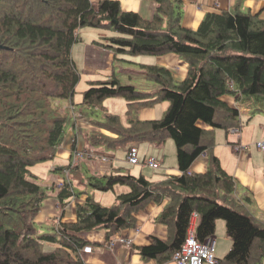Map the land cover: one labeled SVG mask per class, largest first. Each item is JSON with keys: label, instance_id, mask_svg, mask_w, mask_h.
Instances as JSON below:
<instances>
[{"label": "trees", "instance_id": "1", "mask_svg": "<svg viewBox=\"0 0 264 264\" xmlns=\"http://www.w3.org/2000/svg\"><path fill=\"white\" fill-rule=\"evenodd\" d=\"M156 3L153 17L146 19L138 11L122 9L119 0H0V264H86L81 252L88 242L79 233L104 229L106 241L112 235L127 236L125 232L137 225L135 213L150 201L165 199L168 203L157 222L167 226L168 237H153L151 244L137 247L144 259L171 261L196 213L200 241L215 235L218 219L226 223L232 247L219 264L261 262L264 223L232 198L236 179L215 153L214 133L216 128L227 132L241 127L239 110L223 101V95L255 97L264 106V19L236 6L206 13L193 30L181 24L182 0ZM87 28L105 30L104 46L114 53H176L188 64L187 77L177 81L166 66L142 64L147 79L161 85L146 92L121 83L113 73L90 82L81 103L90 112L76 114L73 104L81 72L72 54ZM118 96L128 102V115L142 105L168 101L169 106L159 119L130 117L128 127L118 115L90 118L86 122L97 129L85 134V140L118 146L135 141L160 145L171 138L180 173L162 181L143 174L103 176L92 183L94 187L110 190L124 184L130 191L118 195L111 207L88 196L77 202L76 222L60 220L53 231L39 233L34 219L47 194L29 168L56 158L69 128L75 158L80 118L92 117L96 109L104 108L106 98ZM64 101L70 105L64 106ZM102 129H114L118 140L108 142ZM91 153L84 149L79 157ZM202 154L207 156V170L195 172L192 165ZM73 164L55 169L69 171L57 195L60 203L76 196ZM43 244L53 247L45 250Z\"/></svg>", "mask_w": 264, "mask_h": 264}, {"label": "crops", "instance_id": "2", "mask_svg": "<svg viewBox=\"0 0 264 264\" xmlns=\"http://www.w3.org/2000/svg\"><path fill=\"white\" fill-rule=\"evenodd\" d=\"M95 3L100 0H93ZM121 3V7L127 11H138L144 18L151 19L155 12L157 3L156 0H119ZM241 1V2H240ZM182 5L180 6L181 10V24L183 27L188 29H197L208 12H222L226 10L233 9L236 6L240 7V10L244 12H250L252 14L258 15L261 19H264V0H182ZM96 34L95 36H93ZM107 34L105 30L102 29H84L82 30V41L86 44V58L85 63H94L96 66L94 67L93 72H97V69L102 64L105 68H109L113 65L112 58L115 56V53L111 51L108 47H105L106 43L103 39V36ZM99 43V44H98ZM101 44V45H100ZM103 44V45H102ZM73 55V54H72ZM100 56L104 57V60H100ZM133 61L138 64L140 67L142 64L144 65H160L166 66L173 71L175 79L177 81H181L187 77L188 74V64L184 59H182L179 55L175 53H168L165 55H149V54H141V55H133ZM145 76V71L141 68ZM115 73L112 70L111 73L106 74V76L99 78V76H88L87 83L89 86L85 89H82L84 92L86 89L90 87V82L95 80H105ZM116 74V73H115ZM105 75V74H104ZM117 75V74H116ZM118 76V75H117ZM82 77V76H81ZM119 78V77H118ZM148 80V79H147ZM122 83V82H121ZM156 83V82H155ZM135 86V85H134ZM149 90H141V91H154L161 88V85H151L149 84ZM140 90V89H139ZM82 93L77 95L76 101L74 103L81 104L83 101ZM222 100L228 103L230 106L236 108L240 112V121L241 127L239 129L234 128L229 131H225L221 128L215 129V140L216 147L215 153L218 156L223 169L230 175H232L236 179V190L233 194H231L232 198H234L235 202H238L240 207L245 208V210L252 215L257 221L264 223V155L260 152H263L260 148H258L255 144L259 140H264V106L260 104L258 98H243L241 96H233V95H223ZM123 101V100H122ZM126 101V99H125ZM119 105L115 99H108L105 101V106L109 111H104V113L118 115L115 112L114 107ZM68 107V105H64ZM169 106L168 103L157 102L152 105H142L139 106L135 112H132L129 116L133 118H139L142 121H150L153 119H159V115H164L167 108ZM104 107V105H103ZM85 108V107H84ZM105 108V107H104ZM126 112L128 114V102L126 101ZM103 113V118H104ZM134 114L135 117H134ZM93 118L87 117L82 118V128L79 142V148H84L85 150H89L93 152L92 158H85L87 161H91L93 163V169L97 170L103 176L109 175H132L134 177H139L141 174L145 175L146 178L152 181H162L168 176L178 175L180 172L176 163V145L174 140L171 138H167L163 144L158 145L154 143L159 149L157 155L159 156L160 161L162 162V167L165 169L164 173H160L157 177L151 179V177L147 176V168L148 166L141 163L136 169L135 166H131V164H127L130 168L125 167L121 164H111L110 158H115V154L113 152L104 151L105 147H118L108 145L107 143L102 145H91L89 141L85 140V134H89L92 130H95V126L93 124H89L86 120ZM120 118V116H119ZM94 119V118H93ZM96 120V119H95ZM102 120V119H97ZM121 120V118H120ZM130 121V120H129ZM122 122V121H121ZM124 127L130 126V122L128 125H124ZM207 129H212L209 126H204ZM102 132L105 133L110 139L118 140V134H113L107 129H102ZM110 133V134H109ZM72 132L71 128L68 129L66 140L64 144L61 146L60 154L56 157H60L63 159H69V162H74L73 155L70 152V138ZM146 142V141H143ZM140 142V143H143ZM140 143L136 144L140 148ZM117 144V143H114ZM130 143L129 145H132ZM152 146V145H151ZM257 148H256V147ZM129 147V146H128ZM155 147V146H152ZM163 147V148H161ZM161 148V149H160ZM140 152V151H139ZM264 153V152H263ZM148 152H145L143 155V159L148 157ZM108 156H111L110 158ZM97 158H101L97 159ZM104 158H107L106 160ZM142 159V160H143ZM106 161L108 164L103 165L102 162ZM69 162L63 163L59 166H55V169L61 166H66ZM207 156L202 154L200 155L193 163L192 170L195 172H205L207 170ZM80 163V160H79ZM78 165L73 169L71 180L73 186L75 184L74 177H80L81 171ZM75 166V164H74ZM161 176V177H160ZM101 177V178H102ZM66 177L60 179L58 182L54 181L51 185V190L56 191V193L52 194L50 197H46L41 206L40 212L35 217V221H39L43 223L47 216H54V224L55 222H69L74 223L77 220L76 214V205L78 203H83L88 196H91L96 202L102 204L101 200L95 199L92 195H90L87 191H80L81 194H76V196L69 198L64 203H60L57 195L59 193L58 184L60 181L65 180ZM38 183V181L36 180ZM82 183V182H80ZM116 185V184H115ZM114 185V186H115ZM128 186V185H127ZM129 187V186H128ZM115 190L114 188H112ZM130 191V187L127 191L126 188H123V191L118 193L116 196L128 193ZM106 201L110 199V195L106 196ZM113 198V197H112ZM117 198V197H116ZM250 199L247 201L246 199ZM168 203V200L165 199L161 203L150 201L147 205L140 209L137 213H135V217L137 219V225L135 227H131L130 230L125 233L127 236H133V243L131 245L123 244L122 242H116L114 247H108L106 244V231L104 229H96L93 231H84L79 233L78 235L87 241V245L92 247V251H88L86 253H82L83 259L86 264H159L155 260L152 259H144L139 252L137 251V247L146 246L151 244L153 237H160L163 239H167L168 237V229L167 226L158 223L157 219L164 209V206ZM103 206H106L102 204ZM113 206V205H112ZM111 207V206H108ZM198 223V220H197ZM136 228L140 230L136 231ZM37 229V228H36ZM54 229V228H52ZM38 230V229H37ZM53 231V230H52ZM141 231V232H140ZM140 232V233H139ZM44 233V232H42ZM215 241V253L219 260L225 258L232 247V240L227 234L226 223L223 219H218L216 221V232L213 237H211ZM162 264H174L172 261L163 262ZM259 264H264V256Z\"/></svg>", "mask_w": 264, "mask_h": 264}, {"label": "rangeland", "instance_id": "3", "mask_svg": "<svg viewBox=\"0 0 264 264\" xmlns=\"http://www.w3.org/2000/svg\"><path fill=\"white\" fill-rule=\"evenodd\" d=\"M95 35L96 34H94L93 36H95ZM85 46H86V44H84L83 41H80V42L76 43L73 47V55L72 56L76 62L78 70L81 72V76H82L80 78V81L78 82V84L76 86V93L74 96L75 101L77 99L76 98L77 95L79 93H83L82 89H85L89 86V84L87 83L88 76H99V78H102V77L106 76V74L111 73L112 70L115 71V73L118 75L120 81L123 84L135 85V87L137 89L149 90L148 88H153V87H148L149 84L157 85V83L150 81V80H147L145 78L143 72H141L142 71L141 67L133 61V58L135 56L130 55V54H126V53L125 54L124 53H115V56L112 58L113 65L111 67L105 68L104 65L101 64L99 66V68L97 69V72L96 73L93 72L96 64L88 63V65H87L85 63V58H86ZM100 60L103 61L104 57L100 56ZM108 99H115V101L118 102L119 105H116L114 107V110H115V112H117L116 114H119L122 123L124 125H128L130 116L126 112V101L124 98L119 97V96L106 98L103 101V105L105 108L96 109L94 111V113L91 114V116L96 120L97 119L103 120L104 111H106V110L109 111L107 109V107L105 106V101ZM164 102L168 103V101H163V103ZM63 104L64 105H70V103H68V101H64ZM73 111L76 114H80V112H82V111L83 112H90L89 109L84 108L81 104H77V103L73 104ZM135 115L136 114H134V117H135ZM162 116L163 115H159V118H161ZM80 121L82 122L84 120L82 118H80ZM113 130H110V132H112L113 134H116L115 130L114 131ZM80 136H83V133L78 134V137H80ZM103 140H107V139H103ZM79 141H80V139H79ZM107 141L110 142L112 140L109 139ZM259 141H264V140H259ZM257 142L255 144L256 146H257ZM133 144H138V143L135 141V142H133ZM139 145L141 148V149H139V151H140L139 152V158L141 160L143 159L142 157H143L145 152H148L149 153L148 155H153L158 159H159V157L161 158L160 155H157L159 148L154 143H150V141H146V142L140 143ZM151 145L155 146V147H152ZM128 146H129V144L128 145H119L118 147H105L104 148L105 153L106 152H108V153L113 152V154H115V158H113V157L110 158L111 156H108L110 158V163L111 164L115 163L118 165L121 164L127 168H130L127 165V164H129V162L127 161V158H126V151H127ZM161 148H163V147H161ZM261 150L264 152V149H261ZM263 152H260V153L262 155H264ZM108 153H106V154H108ZM108 155H110V154H108ZM157 156H159V157H157ZM97 159L101 160V158H97ZM79 160H80V163H79ZM106 161L102 162V164L103 165L108 164ZM66 162H69V159H63L60 157H56L52 160L37 163L34 166H31L29 168L31 174L36 176V178L34 180H37L38 183L44 188V190L47 194V197H50L53 193L54 194L56 193V191L51 190L52 183L54 181L58 182L60 179H63L64 177L67 176V174H65L64 171L55 170V166H59V165L66 163ZM73 163L75 164L74 168L79 163V167H80V171H81L80 177H77V176L74 177L75 184L73 187H74V190H75L77 196H78V193L80 191H87L95 199L101 200L102 204H104L106 206H112L116 203V197H117L116 195L118 193L122 192L123 188H126L127 191L129 189V187L127 185H124V184H116L114 186L115 190H113V189L103 190V189L96 188L93 186L92 183L96 182V180H99L102 177V175L97 170H90V169H93V166H91V165H93V163L91 161L85 160L84 157H81V158L75 157ZM139 165L138 164H131V166H135L136 169H139V168H137ZM164 172H165V169L161 165L160 168H157V169H153V168L148 167L146 174H147V176L151 177V179H153L154 177H157L160 173H164ZM80 182H82V183H80ZM108 195H110V199L108 201H106L105 197ZM31 221L32 220L29 219L27 222V225H30ZM53 224H54V216H47L46 220L43 223H40L39 221L34 220V225L38 229L39 233L52 231L53 230L52 229ZM55 224H56V222H55ZM34 232H35V235L38 234V232H36V231H34ZM131 237H133V236H131ZM115 238H116L115 235L111 236V240H114ZM43 247L45 250H48V249H51V247H53V246L48 245V244H43ZM81 257L83 258L82 254H81ZM171 261L174 262V264H178L176 261H173V260H171Z\"/></svg>", "mask_w": 264, "mask_h": 264}, {"label": "built area", "instance_id": "4", "mask_svg": "<svg viewBox=\"0 0 264 264\" xmlns=\"http://www.w3.org/2000/svg\"><path fill=\"white\" fill-rule=\"evenodd\" d=\"M257 146L260 149H264V141L257 142ZM83 154L81 149H77V154L75 157L79 158V155ZM93 153L89 154L88 157L92 158ZM126 158L130 164H141L157 169L160 168L162 162L160 159L153 155L145 157L143 160L139 158V148L136 145H131L126 151ZM68 169L65 173L68 175ZM62 184V183H61ZM196 217L197 214L194 213L191 219V224L187 231V236L181 247L176 250L172 256V260L176 261L178 264H219V259L215 253V241L209 238L205 242L198 240L196 236ZM140 230L139 228L136 231ZM114 240L111 238L107 242V246L113 248L116 242H122L123 244L131 245L133 242V237L116 235ZM116 240V241H115ZM92 251V247L85 246L82 252Z\"/></svg>", "mask_w": 264, "mask_h": 264}, {"label": "clouds", "instance_id": "5", "mask_svg": "<svg viewBox=\"0 0 264 264\" xmlns=\"http://www.w3.org/2000/svg\"><path fill=\"white\" fill-rule=\"evenodd\" d=\"M106 242H108V241H106ZM86 246H89V245H86ZM84 247H85V246H84ZM84 247H83V248H84ZM90 247H91V246H90ZM83 248H82V249H83ZM82 253H86V252L83 251V252H81V254H82Z\"/></svg>", "mask_w": 264, "mask_h": 264}]
</instances>
